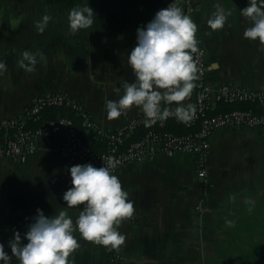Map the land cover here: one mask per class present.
Masks as SVG:
<instances>
[{
    "label": "crops",
    "instance_id": "obj_1",
    "mask_svg": "<svg viewBox=\"0 0 264 264\" xmlns=\"http://www.w3.org/2000/svg\"><path fill=\"white\" fill-rule=\"evenodd\" d=\"M194 2L192 18L206 49L212 89L264 88V44L243 36L251 22L240 10L248 0ZM80 3L0 0V60L7 65L0 75V118L25 114L40 94L67 92L96 127L122 129L134 141L142 128L132 131L130 124L143 114L133 106L109 119L105 100L118 99L114 89L134 79L128 54L137 43V28L171 0H89L94 25L72 33L68 12ZM217 4L231 15L223 28L212 30L207 20ZM44 14L52 19L40 33L35 22ZM24 50L43 53L34 72L17 63ZM195 96L194 87L182 103L194 104ZM11 135L3 132L4 138ZM66 141V130L49 132L25 163L0 157V242L9 255V239L17 230L23 236L38 208L51 216L67 207L63 194L72 186L69 169L76 163L60 153ZM207 169L210 193L203 199L193 153L160 154L122 166L115 174L135 207L119 226L124 244L112 249L80 238L77 231L80 246L69 258L74 264H264V129L214 131ZM82 206L67 209L74 221Z\"/></svg>",
    "mask_w": 264,
    "mask_h": 264
},
{
    "label": "clouds",
    "instance_id": "obj_2",
    "mask_svg": "<svg viewBox=\"0 0 264 264\" xmlns=\"http://www.w3.org/2000/svg\"><path fill=\"white\" fill-rule=\"evenodd\" d=\"M184 4L185 0H171L146 25L137 28V43L128 54L134 79H125L114 89L119 94L118 99L105 100L109 119L120 117L133 106L145 117V126L169 117L181 122L192 119L196 106L182 102L191 96L196 86L194 81L199 79L200 69L194 54L201 50L196 38L198 25L185 13ZM215 7L207 20L212 30L223 28L231 15L222 5ZM240 11L251 22L243 36L264 44V0H248ZM51 19L49 14H44L35 22L36 30L43 33ZM95 20L96 14L89 0H81L68 12L72 33L91 29ZM43 58L39 51L24 50L17 63L30 73ZM6 70V62L0 60V75ZM102 161L100 167L92 163L70 167L72 186L63 194L67 207L51 216L38 208L23 236L17 230L9 239L12 255L0 242V264H12L13 257L17 264H74L69 257L80 246L74 235L77 231L80 238L112 249L124 244L126 237L119 231V226L134 214V201L115 174L119 164L117 158L108 155L102 157ZM78 205L83 206L74 221L67 209Z\"/></svg>",
    "mask_w": 264,
    "mask_h": 264
},
{
    "label": "built area",
    "instance_id": "obj_3",
    "mask_svg": "<svg viewBox=\"0 0 264 264\" xmlns=\"http://www.w3.org/2000/svg\"><path fill=\"white\" fill-rule=\"evenodd\" d=\"M196 10L194 0H185L184 11L193 16ZM200 52L194 54V59L200 69L199 79L195 82L196 112L187 122L178 121L175 117L159 120L155 124L165 126L170 120L181 123L192 131L177 133L169 129H149L142 137L134 141L127 140V133L122 129L105 130L96 127L91 115L67 92H48L38 95L25 114L10 118H0V157H11L25 163L38 150V140L49 132L66 130L67 141L60 148L63 157L71 159L76 164L92 163L102 166V157L115 156L119 161L115 171L122 166L155 158L166 154L175 156L183 153H193L197 167V176L201 183L202 197L206 199L210 193L207 161L209 154V139L214 131L223 127H247L264 129V88L248 89L232 85H222L213 90L207 81L208 63L206 49L200 42ZM220 103H254L259 110L235 108L229 111H215V105ZM51 107L69 108L81 117V125L93 131L106 143L104 151L94 150L82 137L79 124L71 117H60L40 122L38 126L30 127L29 122H39L43 112ZM145 117L135 118L130 124V130L142 126ZM62 122V123H61ZM13 131V135L4 138V131Z\"/></svg>",
    "mask_w": 264,
    "mask_h": 264
},
{
    "label": "trees",
    "instance_id": "obj_4",
    "mask_svg": "<svg viewBox=\"0 0 264 264\" xmlns=\"http://www.w3.org/2000/svg\"><path fill=\"white\" fill-rule=\"evenodd\" d=\"M250 107H253L256 110H259L257 105L254 103H237V104L220 103L218 111L225 112V111H229V110H232L235 108L248 109ZM63 116L71 117V118L75 119V121L79 124V130H80V133H81L83 139L94 150L104 151L106 149L105 140H103L100 136H96L95 133L88 132L87 129L81 125L80 115L77 112H75L69 108H63V107L48 108L43 112L42 119L39 122L30 121L29 126L35 127V126H38V124H40V122L49 121L51 119H56V118H60ZM151 128H156V129H160V130H163V129H169V130H173V131L175 130V132H177V133H187V132L192 131V129L185 127L181 123L175 122L174 120H170L163 127L162 126L159 127L157 124H153L151 126H145V124H143L142 126H140L141 130H139L138 134L136 135L137 138L139 139L140 137H142ZM127 140H128V137H127ZM128 141H132V140H128Z\"/></svg>",
    "mask_w": 264,
    "mask_h": 264
}]
</instances>
